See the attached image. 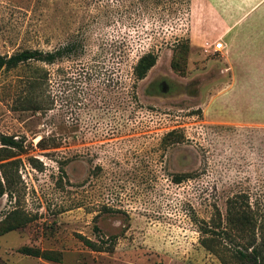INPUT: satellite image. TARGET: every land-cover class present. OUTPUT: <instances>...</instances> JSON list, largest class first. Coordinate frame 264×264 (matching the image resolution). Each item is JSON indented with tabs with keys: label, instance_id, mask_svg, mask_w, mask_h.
Wrapping results in <instances>:
<instances>
[{
	"label": "rangeland",
	"instance_id": "rangeland-1",
	"mask_svg": "<svg viewBox=\"0 0 264 264\" xmlns=\"http://www.w3.org/2000/svg\"><path fill=\"white\" fill-rule=\"evenodd\" d=\"M235 10L218 0H0V55L82 46L0 69V134L25 145L0 196V220L14 212L22 222L0 234V264H238L231 211L241 206L227 198L247 195L264 230V16ZM147 51L155 63L131 89L130 66ZM31 65L46 71L40 112L18 104ZM173 129L180 137L165 136ZM40 136L57 147H36Z\"/></svg>",
	"mask_w": 264,
	"mask_h": 264
},
{
	"label": "trees",
	"instance_id": "trees-1",
	"mask_svg": "<svg viewBox=\"0 0 264 264\" xmlns=\"http://www.w3.org/2000/svg\"><path fill=\"white\" fill-rule=\"evenodd\" d=\"M81 44L74 41L68 42L54 50H42L39 48H23L13 51L6 55H0V69H9L16 66H27L30 64H50L62 57L76 56L82 52ZM156 60V53L147 51L137 56L134 63L130 66V76L132 83L142 79L146 72L153 66ZM42 65H31L30 73L22 81L19 90V107L22 110H31L40 112L47 109L46 99V71ZM175 135L180 137L179 130H170L165 136ZM49 138L40 136L35 142V146L40 149L57 147L56 142H48ZM17 152H25L23 139L13 138L12 135L0 134V178L5 182H0V196L6 192L9 185L7 171L17 169V158H12ZM29 162L33 164L36 160L34 157H28ZM181 177H176L175 182H180ZM9 194L11 190L7 191ZM228 206H241L233 209L232 218L236 220L239 233V240L236 242L234 249V258L238 264H264V230L255 224L252 211L249 209L248 197L244 193L233 195V199L227 198ZM231 200V201H230ZM246 206V207H243ZM232 208V207H231ZM14 211V210H12ZM14 212H9L0 220V234L17 228L22 225L18 219L10 217ZM82 243L91 250H105L88 239H83ZM19 252L33 257H40L45 260H57L58 258L46 251H39L34 248L19 247Z\"/></svg>",
	"mask_w": 264,
	"mask_h": 264
},
{
	"label": "crops",
	"instance_id": "crops-1",
	"mask_svg": "<svg viewBox=\"0 0 264 264\" xmlns=\"http://www.w3.org/2000/svg\"><path fill=\"white\" fill-rule=\"evenodd\" d=\"M211 1L214 0H190V6L191 8L197 7L199 4L202 6L207 5V7L211 4ZM223 1L224 3L232 1L235 7V11L238 13L237 17L238 18H244V17H258L261 18L264 16V14H259V15H251L254 13L256 10H261L263 11V5H264V0H218V2ZM204 17H207L203 15ZM251 46V44H250ZM249 46V49L251 47ZM250 57V54L249 56Z\"/></svg>",
	"mask_w": 264,
	"mask_h": 264
},
{
	"label": "built area",
	"instance_id": "built-area-1",
	"mask_svg": "<svg viewBox=\"0 0 264 264\" xmlns=\"http://www.w3.org/2000/svg\"><path fill=\"white\" fill-rule=\"evenodd\" d=\"M213 49H214V50H217V51L223 49V44H222V42H220V41L215 42L214 45H213Z\"/></svg>",
	"mask_w": 264,
	"mask_h": 264
}]
</instances>
